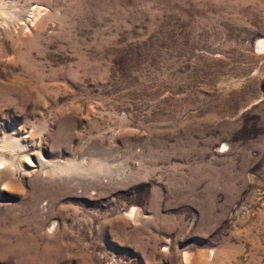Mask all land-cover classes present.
I'll return each instance as SVG.
<instances>
[{"label": "rangeland", "instance_id": "obj_1", "mask_svg": "<svg viewBox=\"0 0 264 264\" xmlns=\"http://www.w3.org/2000/svg\"><path fill=\"white\" fill-rule=\"evenodd\" d=\"M0 7V264H264V0Z\"/></svg>", "mask_w": 264, "mask_h": 264}, {"label": "bare ground", "instance_id": "obj_2", "mask_svg": "<svg viewBox=\"0 0 264 264\" xmlns=\"http://www.w3.org/2000/svg\"><path fill=\"white\" fill-rule=\"evenodd\" d=\"M0 9H1V7H0ZM2 10H0V18L4 19V17H7V16H5L4 10L3 11ZM15 145H18V144H15ZM15 145H11V148L14 149ZM0 162H1V164H3L2 161H0ZM132 212H135V211H132ZM185 261H186V264L189 263V255H187V254L185 255Z\"/></svg>", "mask_w": 264, "mask_h": 264}]
</instances>
